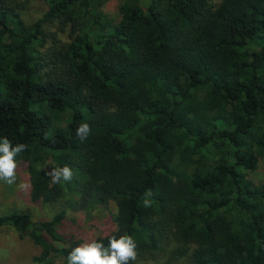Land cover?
Here are the masks:
<instances>
[{"label":"trees","instance_id":"trees-1","mask_svg":"<svg viewBox=\"0 0 264 264\" xmlns=\"http://www.w3.org/2000/svg\"><path fill=\"white\" fill-rule=\"evenodd\" d=\"M40 1L26 23L21 0H0V138L26 145L29 199L58 207L0 213V228L67 264L83 242L67 211L112 204L91 240L131 235L137 258L170 241L164 264H264V182L248 177L264 173V0H121L116 17L108 0ZM46 22L68 40L46 43ZM64 166L72 180L51 183Z\"/></svg>","mask_w":264,"mask_h":264},{"label":"rangeland","instance_id":"rangeland-1","mask_svg":"<svg viewBox=\"0 0 264 264\" xmlns=\"http://www.w3.org/2000/svg\"><path fill=\"white\" fill-rule=\"evenodd\" d=\"M23 3L22 19L28 23L40 17L45 11V3L40 0H21ZM121 0H108L102 4L101 10L109 17H116L118 5ZM46 43H60L68 40V26H59L55 22H46L43 25ZM17 171L16 182L12 185L0 181V213L14 211L27 216L30 221L49 218L57 209V204L32 202L28 196V187L25 182V173ZM254 182H264V173L259 166L248 174ZM20 185H26L21 187ZM114 206L109 209L98 208L89 215L79 212L67 211L63 221L65 232H71L75 236L80 235L83 243L90 241L95 235L105 233L113 229L111 214ZM168 241L162 251L156 255L136 258L133 264H164L166 252L170 248ZM40 252L39 246L35 245L27 236H19L13 226L0 228V263L9 264H42L35 258ZM50 264H62L60 259L54 258ZM172 264H189L187 260L180 259Z\"/></svg>","mask_w":264,"mask_h":264},{"label":"clouds","instance_id":"clouds-1","mask_svg":"<svg viewBox=\"0 0 264 264\" xmlns=\"http://www.w3.org/2000/svg\"><path fill=\"white\" fill-rule=\"evenodd\" d=\"M91 129L87 123H81L76 129V136L85 140ZM26 149V145L13 143L7 138H0V181L12 185L17 179V156ZM51 183L70 182L72 169L68 166L51 169L46 172ZM26 187V185H20ZM145 199V207L150 206ZM137 258L136 242L131 235L108 238L107 245L100 240H91L72 248L67 256V264H131Z\"/></svg>","mask_w":264,"mask_h":264}]
</instances>
